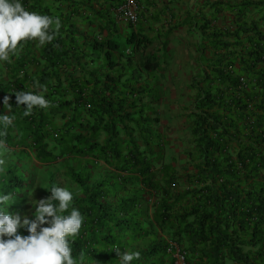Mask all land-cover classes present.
Listing matches in <instances>:
<instances>
[{
	"label": "trees",
	"instance_id": "trees-1",
	"mask_svg": "<svg viewBox=\"0 0 264 264\" xmlns=\"http://www.w3.org/2000/svg\"><path fill=\"white\" fill-rule=\"evenodd\" d=\"M22 3L62 26L51 44L22 41L18 57L0 64V96H11L15 116L4 137L10 153L31 136L18 153L25 159L0 178V189L14 194L9 211L25 199L32 157L49 163L64 155L72 164L80 154L100 156L114 173L95 185L72 168L67 175L73 206L85 217L70 238L73 257L119 264V249L139 251L133 264H175L168 250L175 241L187 264H264V0L230 2L227 28L202 25L209 43L196 46L183 85L189 101L175 113L163 94L169 81H180L177 65L161 58L170 32L163 38L147 8L140 31L116 21L120 0ZM123 38L134 43L126 52ZM34 81L46 86L52 106L25 117L12 92H36ZM174 141L186 144L184 152L169 151Z\"/></svg>",
	"mask_w": 264,
	"mask_h": 264
},
{
	"label": "clouds",
	"instance_id": "clouds-1",
	"mask_svg": "<svg viewBox=\"0 0 264 264\" xmlns=\"http://www.w3.org/2000/svg\"><path fill=\"white\" fill-rule=\"evenodd\" d=\"M134 1L137 5L136 21H126L119 13L118 10L125 4V0H120L118 5L112 7L116 21L122 26L137 25L145 13L146 3L143 0ZM208 21L211 20L199 22L198 28L202 34L205 30L202 25ZM61 26L59 17L53 19L35 11L29 12L25 9L22 0H0V64L11 63L12 57H18L23 47L20 43L22 41L34 40L38 47L51 44ZM160 26H163V22L159 23L158 27ZM184 67L188 68L186 65ZM33 87L37 88L36 92L23 89L12 92L15 105L23 106L25 117L32 115L34 108L47 110L52 106L45 98L46 86L34 81ZM10 99L11 96H0V178L6 175L7 165H15L25 159V157L20 158L18 153L28 150L27 142L29 138L31 139L27 131L25 144L17 139L15 149L18 151L10 153L11 149L4 139L7 130L14 126L15 116L9 114L12 108ZM2 104L3 107L7 105V112L1 111ZM175 142L171 145L174 146ZM176 143H179L180 147L175 148L174 153L169 150L173 155L184 152L186 148V144L184 147L181 141ZM73 159L74 162L70 164L62 155L50 160L49 163H40L32 157L33 162L30 164L27 162V165L34 172L30 175V180L25 177L29 182L25 191L26 196L17 207V211H9L10 206L15 203L14 194L0 189V264H85L84 254L81 253L77 259L73 257L70 247V238L79 235L85 217L73 206L74 194L68 190L70 187L67 175L72 168L74 173L82 174V178L93 186L102 176L114 173V169L106 165L104 158L100 156L86 157L80 154ZM38 173H51L52 178L48 184L42 183ZM73 189L76 191L78 185L74 183ZM31 215L33 218H30ZM20 230L27 235H23ZM168 250L173 254L175 264H187V251L177 242L170 241ZM114 251L119 264H133V261L140 259L139 251L122 252L119 249Z\"/></svg>",
	"mask_w": 264,
	"mask_h": 264
},
{
	"label": "crops",
	"instance_id": "crops-1",
	"mask_svg": "<svg viewBox=\"0 0 264 264\" xmlns=\"http://www.w3.org/2000/svg\"><path fill=\"white\" fill-rule=\"evenodd\" d=\"M142 1V0H141ZM147 5V18L152 22V26H160L164 31H169V37L183 40L186 36V43L190 45L187 48H195L200 39H198L199 22L208 20L210 17L212 25L215 27L227 28L234 15L229 10L228 4L231 2L240 3L242 0H143ZM216 2H227L226 8ZM164 11V12H161ZM208 15H210L208 17ZM161 19L160 22H158ZM227 26V27H226ZM170 29H173L170 31ZM197 37V38H196ZM166 39V38H165ZM173 52H182L180 49L172 48ZM189 54V49L185 50ZM188 56V55H187ZM177 65V64H176Z\"/></svg>",
	"mask_w": 264,
	"mask_h": 264
},
{
	"label": "rangeland",
	"instance_id": "rangeland-1",
	"mask_svg": "<svg viewBox=\"0 0 264 264\" xmlns=\"http://www.w3.org/2000/svg\"><path fill=\"white\" fill-rule=\"evenodd\" d=\"M209 16L210 15H208V17ZM208 20H211V18L209 17ZM137 26L140 29V31L143 30V28H144L140 25H137ZM131 31H132V28L129 27V32L131 33ZM160 31H162V29ZM164 32L165 33L163 34L164 35L163 38H167V34H166L167 32L166 31H164ZM150 33H151V31H148V34H150ZM198 35H199L198 39H200V42H206V43L208 42L209 43V41H207V38L203 39V38H205V36L201 32H199ZM174 37L175 38H171L169 46H167L166 49H162V51H161V58H163V60H164L168 57V61L170 63L172 62L173 63L172 65H176L175 62H176V60H178L176 62L178 64V66H176V67L172 66V71L179 73L178 79L180 81L177 84H174L173 81H169L168 84H166L165 90L163 91L164 96H166L168 98L167 104L174 111L173 113H175V110H180V108H181L180 105L189 101L188 98L184 97V94L187 92L186 91L187 89L186 88L183 89V85L185 82H187L191 78V76L188 75L185 72V70H189L188 68L193 66L192 62H194L193 60H195L194 58H196V47L195 48H187L188 46L190 47V45L186 43V41H187L186 36H183L184 41H182L181 39H179L176 36H174ZM122 40L123 41H121V48L124 52H126L128 47L131 48L132 46H134L133 42L130 43V45H129L124 41V38ZM172 48L180 49V50H182V52L178 53V54L176 52L173 53ZM187 49L190 50L191 55H189L185 52V50H187ZM169 52L171 53V55L174 54L172 58L169 57V55H170ZM187 55H189V57ZM181 64L183 66H181ZM185 65L188 68L184 67ZM181 87H182V89H181ZM177 100H179V103ZM162 109H165V108L162 107ZM169 150H171L173 153L176 151L175 147L172 145H169ZM38 178L42 183L48 184V182L52 178V174L51 173H49V174L38 173Z\"/></svg>",
	"mask_w": 264,
	"mask_h": 264
},
{
	"label": "built area",
	"instance_id": "built-area-1",
	"mask_svg": "<svg viewBox=\"0 0 264 264\" xmlns=\"http://www.w3.org/2000/svg\"><path fill=\"white\" fill-rule=\"evenodd\" d=\"M118 11L126 21L137 19V5L134 0H125V4Z\"/></svg>",
	"mask_w": 264,
	"mask_h": 264
}]
</instances>
